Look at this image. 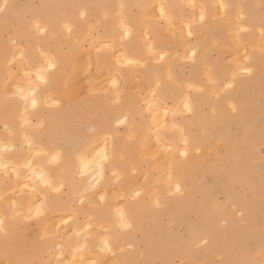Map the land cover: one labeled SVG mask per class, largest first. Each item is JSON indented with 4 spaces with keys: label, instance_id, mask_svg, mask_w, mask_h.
<instances>
[{
    "label": "crops",
    "instance_id": "1",
    "mask_svg": "<svg viewBox=\"0 0 264 264\" xmlns=\"http://www.w3.org/2000/svg\"><path fill=\"white\" fill-rule=\"evenodd\" d=\"M219 8L218 0H53V13L42 20L53 21L55 64L39 87L38 105L28 110L30 100L10 97L0 85V137L6 148L1 156L23 175L28 173L24 164L33 159L51 181L37 179L34 189L14 197L13 174L0 171V264H130L136 259L128 246L138 244L146 226L142 217L160 208L157 200L168 203L174 195L168 170L173 167L182 181L183 159L171 162L163 144L183 145L188 127H206L203 121L214 116L219 102L213 96L219 64L225 61L226 70H233L230 54L241 50L233 37L238 27L229 19L238 10L219 17ZM8 16L9 10L0 12L6 21ZM16 17L21 19L18 10ZM63 22L74 32L66 41L54 37L63 33ZM90 25L98 37L94 42L86 36ZM239 35L242 42L250 39L244 31ZM219 37L224 47L219 48ZM0 68L4 75V62ZM231 83L232 76L222 82ZM226 98V103L233 99Z\"/></svg>",
    "mask_w": 264,
    "mask_h": 264
},
{
    "label": "rangeland",
    "instance_id": "2",
    "mask_svg": "<svg viewBox=\"0 0 264 264\" xmlns=\"http://www.w3.org/2000/svg\"><path fill=\"white\" fill-rule=\"evenodd\" d=\"M218 4L219 17L238 10L229 19L238 27L233 37L241 50L230 54L228 63L233 70H226L225 61L219 64L217 78H213L218 83L213 96L219 102L213 109L214 116L203 121L206 127H188L183 145L164 143L171 162L178 157L183 159L178 164L182 181L171 167L167 175L174 195L168 197V203L157 200L160 208L142 217L146 226L139 231L138 244L128 246L136 258L130 264H264V0H218ZM8 10L10 20L0 17V42L3 39L5 43L0 63L4 62L7 68L4 75L0 68V85L4 84L10 97L30 100L26 107L29 109L37 105L36 99L39 103V87L47 83V72L55 64L53 21L42 20L44 15L53 13V0H9V4L0 5V12ZM242 21L249 25L238 24ZM60 25L63 33L55 32L54 37L66 41L74 34L72 26L67 22ZM243 31L250 35L246 42L239 35ZM95 32L90 25L86 35L89 41L98 40ZM217 42L219 48L224 47V39L219 37ZM231 76L233 83L226 87L222 82ZM229 96L233 99L226 103ZM2 144L0 137V171H10L14 166L19 169L1 156L5 148ZM4 162L11 164L12 169ZM24 166L28 173L19 177L21 182L14 176L15 169L10 171L15 180L11 190L14 196L25 188L33 189L39 178L50 183L41 166L31 160ZM34 170L40 171L33 175ZM2 197L0 192V202Z\"/></svg>",
    "mask_w": 264,
    "mask_h": 264
},
{
    "label": "bare ground",
    "instance_id": "3",
    "mask_svg": "<svg viewBox=\"0 0 264 264\" xmlns=\"http://www.w3.org/2000/svg\"><path fill=\"white\" fill-rule=\"evenodd\" d=\"M161 1H162V0H161ZM190 1H191V0H190ZM159 3H161V2H159ZM163 4H164V3H163ZM196 4H197V3H196ZM164 7H165V6H164ZM155 9H156V8H155ZM199 12H203V11H199ZM202 15H203V14H202ZM120 16H121V15H120ZM121 17H122V16H121ZM165 18H166V17H165ZM167 18H168V17H167ZM171 18H172V17H171ZM178 25H179V24H177V26H178ZM171 26H172V25H171ZM173 26H174V25H173ZM175 27H176V26H175ZM128 29H129V27H128ZM189 29H190V28H189ZM92 30H93V29H92ZM146 32H147V31H146ZM91 38H92V36H91ZM93 38H94V37H93ZM96 38H97V37H96ZM111 44H112V43H111ZM112 47H113V46H112ZM85 52H86V51H85ZM90 53H91V52H90ZM119 56H120V55H119ZM45 58H46V57H45ZM46 59H47V58H46ZM51 59H52V58H51ZM51 59H50V57H49V60H51ZM121 59H122V57H121ZM22 63L24 64L23 61H22ZM48 63H49V64H50V63L52 64V63H54V62H52V61L49 62V61H48ZM86 64H87V63H86ZM81 65H82V64H80V66H81ZM90 67H91V66H90ZM19 68H20V65H19ZM76 69H77V68H76ZM20 71H23V70H20ZM24 71H25V70H24ZM27 71H28V70H27ZM82 71H83V70H82ZM94 72H95V71H94ZM26 73H27V72H26ZM43 73H44V72H43ZM39 74H41V72H40ZM41 75H44V74H41ZM75 75H76V74H75ZM79 75H80V74H79ZM79 75H78V76H79ZM37 76H38V75H37ZM44 76H46V75H44ZM117 76H118V75H117ZM211 76H212V75H211ZM72 77H73V76H72ZM72 77H71V78H72ZM76 77H77V75H76ZM118 77H119V76H118ZM38 78H41V77L38 76ZM79 78H80V77H79ZM96 78H98V77H96ZM119 78H120V77H119ZM12 79H13V78H12ZM93 79H94V77H93ZM115 79H116V78H115ZM115 79H114V80H115ZM74 80H75V78H74ZM80 80H81V79H80ZM84 80H85V79H84ZM104 80H105V79H104ZM114 80H113V81H114ZM13 81H14V80H13ZM76 81H77V80H76ZM78 81H79V80H78ZM95 81H97V80H95ZM116 81H117V79H116ZM91 82H92V81H91ZM103 82H104V81H103ZM74 83H75V81H74ZM76 83H78V82H76ZM79 83H80V82H79ZM79 83H78V84H79ZM113 83H115V82H113ZM116 83H117V82H116ZM116 83H115V84H116ZM97 84H102V83H96V85H97ZM117 84H118V83H117ZM21 85H22V84H21ZM69 85H70V83H69ZM79 85H82V84H79ZM88 85H89V84H88ZM91 85H92V83H91ZM96 85H95V86H96ZM10 86H11V85H10ZM25 86H26V85H25ZM30 86H31V85H30ZM82 86H83V85H82ZM116 86H117V85H115V87H116ZM13 87L15 88L16 85H15V86L13 85ZM20 87L22 88V86H20ZM20 87H19V89H20ZM28 87H29V86H28ZM97 87H98V86H97ZM11 88H12V87H11ZM14 88H13V89H14ZM29 88H31V87H29ZM72 88H73V87H72ZM116 88H118V87H116ZM69 89H70V88H69ZM17 90H18V86H17ZM20 90H22V93H24V90H23V89H20ZM36 90H37V89H36ZM117 91H118V90H117ZM20 92H21V91H20ZM120 92H122V91H119V94H120ZM75 93H76V91H75ZM78 93H79V92H78ZM116 93H117V92H116ZM153 93H155V92H153ZM73 94H74V93H73ZM151 95H152V94H151ZM119 96H120V95H119ZM153 96H154V95H153ZM153 96H152V97H153ZM51 98H52V97H51ZM58 99H60V98H58ZM32 100H35V99L32 98ZM36 100H37V102H38V99H36ZM49 100H50V99H49ZM52 100H53V98H52ZM52 100H50V102H52ZM54 100H55V98H54ZM61 100H62V99H61ZM59 101H60V100H59ZM156 101H157V100H156ZM37 102H34V104L36 103V104L38 105ZM36 104H35V105H36ZM37 105H36V106H37ZM33 106H34V105H33ZM158 109H159V107H158ZM28 110H29V109H28ZM167 111H168V110H167ZM162 115H163V114H162ZM163 116H165V115H163ZM29 117H30V116H29ZM29 117H28V118H29ZM127 117H128V116H127ZM25 118H27V117H25ZM125 118H126V117H125ZM125 118H124V119H125ZM166 118H167V117H166ZM166 118H165L164 120H166ZM126 119H127V118H126ZM29 120L31 121V119H29ZM28 122H29V121H28ZM165 122H166V121H165ZM165 122H164V123H165ZM42 124H43V123H42ZM40 125H41V124H40ZM170 125H171V124H170ZM11 132H12V131H11ZM12 133H13V132H12ZM137 134H138V133H136V135H137ZM134 135H135V134H134ZM134 135H133V136H134ZM158 136H159V135H158ZM26 137H27V136H26ZM27 138H28V137H27ZM159 138H160V137H159ZM197 139H198V138H196V140H197ZM102 140H103V139H102ZM156 140H157V139H156ZM160 140H161V139H160ZM162 140H163V139H162ZM186 141H187V139H186ZM186 141H184V142L186 143ZM3 142H5V141H3ZM28 142H29V141H28ZM106 142H107V141H106ZM161 142H162V141H161ZM164 142H165V141H164ZM30 143H31V140H30ZM156 143H157V142H156ZM158 143H159V141H158ZM27 144H29V143H27ZM161 144H163V142H162ZM29 145H30V144H29ZM96 145H97V144H96ZM156 145H157V144H156ZM163 145H165V144H163ZM2 146H3V145H2ZM7 146H8V145H7ZM11 146H12V145H11ZM97 146H98V145H97ZM101 146H102V145H101ZM168 146H170V145H168ZM34 147H35V146H34ZM95 147H96V146H95ZM159 147H160V144H159ZM172 147H173V146H172ZM10 148H11V147H10ZM29 148H30V147H29ZM107 148H108V147H107ZM156 148H157V147H156ZM162 148L164 149L165 146L162 147ZM3 149H6V148H3ZM33 149H34V148H33ZM96 149H98V148H96ZM96 149H95L94 151H96ZM92 150H93V149H92ZM152 150H153V149H152ZM36 151H37V150H36ZM42 151H43V150H41V152H42ZM105 151H106V150L104 149V152H105ZM160 151H161V150H160ZM168 151H169V150H168ZM168 151L166 150V152H168ZM186 151H187V150H186ZM31 152H32V151H31ZM98 152H99V151H98ZM35 153H36V152H35ZM35 153H34V154H35ZM152 153H153V152H152ZM160 153H161V152H160ZM36 154H37V153H36ZM100 154H101V153H100ZM185 154H186V152H185ZM185 154H184V155H185ZM91 155H92V156H93V155L96 156L95 154H91ZM33 156H34V155H33ZM97 156H98V155H97ZM103 156H104V155H103ZM169 156H170V155H169ZM57 157H59V156H57ZM157 157H158V156H157ZM55 158H56V157H55ZM55 158H54V159H55ZM163 158H166V157H163ZM58 159H59V158H58ZM105 159H106V157H105ZM32 160H33V159H31V161H32ZM96 160H97V159H96ZM162 160H163V159H162ZM166 160H167V159H166ZM4 163H5V162H4ZM2 164H3V162H2ZM2 164H1V162H0V165H2ZM6 164H7V163H5L4 166H5ZM7 165H8V164H7ZM7 165H6V167H7ZM96 165H98V163H97ZM8 166H9L10 169H12V168L15 169V172H16V173L14 174V176L17 175L16 177H18V180L20 179L19 177H23V174H21V173L19 172L18 167H17V168H14L15 166L13 165L14 167H12L11 164H9ZM11 167H12V168H11ZM170 167H171V166H170ZM36 168H37V167H36ZM100 168H101V167H100ZM13 169H12V170H13ZM17 169H18V170H17ZM12 170H10V171H12ZM37 171H40V170H37ZM37 171H35V170L32 171V172H33V175H34V172H37ZM32 172H31V173H32ZM41 172H42V171H41ZM38 173H40V172H38ZM38 173H37L36 176H38ZM40 174L42 175L43 173H40ZM168 175H169V174H168ZM172 175H173V174H172ZM42 176H43V175H42ZM99 176H100V175H99ZM16 177H15V179L17 180ZM38 177H40V176H38ZM43 177H44V176H43ZM171 177H172V176H171ZM46 178H47V177H46ZM99 178H102V177H98V179H99ZM168 178H169V177H168ZM22 179H23V178H22ZM39 179H40V178H39ZM174 179H175V178H174ZM18 180H17V181H18ZM41 180H42V179H41ZM44 180H45V179H44ZM44 180H42V181H44ZM17 181H16V183H17ZM19 181L21 182V179H20ZM46 181H48V180H46ZM89 181H90V180H89ZM96 181H97V180H96ZM98 181H99V180H98ZM98 181H97L96 183H98ZM50 182H51V181H50ZM62 183H63V182H62ZM89 183H90V182H89ZM19 184H20V183H19ZM26 184H27V183H26ZM32 184H33V183H32ZM32 184H31V185H32ZM85 184H86V183H85ZM178 184H179V183H178ZM27 186H29V184H28ZM49 186H50V185H49ZM62 186H63V185H61V187H62ZM92 186H93V185H92ZM94 186H95V185H94ZM179 186H180V185H178L176 189H178ZM193 186H194V184L192 185V187H193ZM29 187H30V186H29ZM61 187H60V188H61ZM192 187H191V188H192ZM24 188H25V187H24ZM191 188H190V190H191ZM21 189H23V188H21ZM25 189H26V188H25ZM27 189H28V188H27ZM33 189H34V188H33ZM56 189H57V188H56ZM19 190H20V189H19ZM19 190H18V191H19ZM23 190H24V189H23ZM31 190H32V189H31ZM57 190H59V189H57ZM189 192H190V191H189ZM103 193H104V192H103ZM122 193H123V192H122ZM34 194H35V193H34ZM190 194H191V193H190ZM11 195L14 196L13 194H11ZM117 195H118V194H117ZM35 196H37V195H35ZM35 196H34V197H35ZM122 196H123V195H122ZM14 197H15V196H14ZM101 197H104V196L101 195ZM8 198H10V197H8ZM99 198H100V195H99ZM122 198H123V197H122ZM103 199H104V198H103ZM103 199H101V201H103ZM14 200H16V199H14ZM41 201H42V200H41ZM43 201H44V200H43ZM43 201H42L41 204H43ZM185 201H186V200H185ZM185 201H182V202H185ZM10 202H11V201H10ZM14 202L16 203V201H14ZM35 202H36V201H35ZM182 202H181V203H182ZM2 203H3V202H2ZM15 203L13 204V207L16 206V207H14V208L17 210V208L19 209V207H18V204H15ZM32 203H33V202H32ZM41 204H40V206H41ZM37 206H38V205H37ZM36 208H37V207H36ZM40 208H41V207H40ZM43 208H44V207H43ZM43 208H42V209H43ZM118 208H119V207H118ZM21 209H22V208H21ZM21 209H19V210L21 211ZM22 211H23V210H22ZM42 211H44V209H43ZM122 211H123V210H122ZM16 212H19V211H16ZM120 212H121V211H120ZM27 213H29V212H27ZM41 213H42V212H41ZM123 213H124V211H123ZM23 214H25V213H23ZM26 215H28V214H26ZM29 215H30V213H29ZM67 215H68V214H67ZM0 217H1V215H0ZM52 217H53V216H52ZM1 218H2V217H1ZM1 218H0V220L3 221ZM53 219H54V218H53ZM53 219H52V220H53ZM64 219H65V218H64ZM69 219H71V218H69ZM52 220H51V221H52ZM1 221H0V222H1ZM56 221H57V220H55V222H56ZM66 221H67V220H66ZM68 221H69V220H68ZM55 222H54V223H55ZM89 222H90V221H89ZM52 223H53V222H52ZM54 223H53V225H54ZM65 223H66V222H65ZM59 224H60V223H59ZM2 225H3V224H2ZM60 225H61V224H60ZM82 225H83V224H82ZM89 226H90V225H89ZM49 227H51V224H50ZM60 227H61V226H60ZM80 227H82V226L80 225ZM90 227H91V226H90ZM62 228H63V227H62ZM93 228H95V227H93ZM2 229H3V228H2ZM47 229H48V228H47ZM53 229H54V227H53ZM84 229H86V228H84ZM88 229H89V227H88ZM91 229H92V228H91ZM91 229H89V230H91ZM97 229H98V228H97ZM100 229H101V231H102V228H101V227H100ZM60 230H61V229H60ZM61 231H62V230H61ZM61 231H60V232H61ZM83 231H85V230H83ZM99 231H100V230H99ZM89 232H90V231H88V233H89ZM85 233H86L87 236H89V234H87V232H85ZM92 233H93V232H92ZM65 234H66V233H64L63 235H65ZM44 235H45V234H44ZM69 235H70V234H69ZM87 236H86V237H87ZM84 239H86V238H84ZM103 240H104V239H103ZM85 241H86V240H84V242H85ZM107 241H108V240H107ZM107 243H108V242H107ZM58 246L60 247V245H58ZM108 246H110V245H108ZM81 248H82V247H81ZM81 248H80V250L83 251ZM107 248H108V247H107ZM62 249H63V248H62ZM58 250H59V249H58ZM61 251H62V250H61ZM109 251H112V250H109ZM109 251H108V252H109ZM112 253H113V252H112ZM63 254H64V253H63ZM63 254H62V255H63ZM59 255H60V254H59ZM79 255H80V254H79ZM112 255H113V254H112ZM112 255H111V256H112ZM81 257H82V256H81ZM112 257H113V256H112ZM56 258H57V257H56ZM58 258H59V257H58ZM64 258H65V257H64ZM54 260H55V259H54ZM62 260H64L63 257H62ZM81 260H82V259H81ZM66 261H67V260H66ZM92 261H94V260H92ZM95 261H96V260H95ZM95 261H94V262H95ZM55 262H56V260H55ZM88 262H89V261H88ZM88 262H87V263H88ZM114 262H115V261H114ZM90 263H91V262H89V264H90ZM84 264H85V263H84Z\"/></svg>",
    "mask_w": 264,
    "mask_h": 264
}]
</instances>
